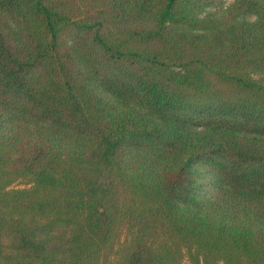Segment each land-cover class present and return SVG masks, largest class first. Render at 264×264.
<instances>
[{
	"label": "trees",
	"instance_id": "1",
	"mask_svg": "<svg viewBox=\"0 0 264 264\" xmlns=\"http://www.w3.org/2000/svg\"><path fill=\"white\" fill-rule=\"evenodd\" d=\"M217 1L0 0V264H264V0Z\"/></svg>",
	"mask_w": 264,
	"mask_h": 264
},
{
	"label": "rangeland",
	"instance_id": "2",
	"mask_svg": "<svg viewBox=\"0 0 264 264\" xmlns=\"http://www.w3.org/2000/svg\"><path fill=\"white\" fill-rule=\"evenodd\" d=\"M234 0H218L214 6L208 9L204 14H213L219 15L221 14ZM124 236L122 235L121 240H123Z\"/></svg>",
	"mask_w": 264,
	"mask_h": 264
}]
</instances>
